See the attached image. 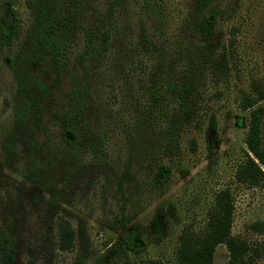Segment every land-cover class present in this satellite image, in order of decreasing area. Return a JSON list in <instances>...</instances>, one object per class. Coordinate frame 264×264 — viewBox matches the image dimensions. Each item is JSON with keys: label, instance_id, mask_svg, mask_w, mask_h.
I'll return each mask as SVG.
<instances>
[{"label": "rangeland", "instance_id": "374dc122", "mask_svg": "<svg viewBox=\"0 0 264 264\" xmlns=\"http://www.w3.org/2000/svg\"><path fill=\"white\" fill-rule=\"evenodd\" d=\"M11 1L15 2L22 25L20 42L29 26V9L26 0H0V20L6 25L13 21ZM164 2L169 35L164 45L168 66L164 68L172 80L193 77L189 98L183 105L170 101L162 111L154 107L151 113L156 115L139 112L138 124L133 121L125 130L113 132L108 151L114 167L104 171L91 167L77 169L67 177L68 186L66 179L60 177L57 187L60 199L55 205H46V199L52 197L26 177V167L19 164L8 167L3 163L0 231L11 216L9 227L14 242L7 256L0 247V264H75L83 241L89 249L88 264H91L94 256L104 253L109 243L130 230L143 234L147 244L141 253L132 255V261L158 259L170 263L180 233L204 226L215 194L224 188L231 190L235 205L233 234L264 246V228L253 227L255 223H264V183L249 186L235 179L248 151L245 137L250 110L243 109L240 100L244 92L259 97V91H264V0H215L218 8L227 9L216 26L215 39L233 52V57L228 56V75L219 78L212 76L202 61L195 64L192 60L201 41L190 21L195 16L197 0ZM139 5L136 0H127L119 13L126 24L122 29L123 44L136 39ZM127 46L131 47L130 43ZM7 53L9 49L0 50V142L13 125L16 102V83L5 61ZM161 55L160 51L145 53L142 47L136 50L135 63L142 66L138 64L131 74L120 76L116 89L105 93L94 113L113 116L123 106V115L129 119L137 106L149 104L148 91L154 77H159ZM200 71L204 75L196 76ZM261 103L264 104V99ZM212 118L220 142L210 128ZM157 119L158 126L154 124ZM148 159H152V164ZM159 164L171 170V178L164 185L155 178ZM64 169L69 171L68 167ZM118 174L124 176L125 200L118 190ZM35 191L44 197L43 202L32 201ZM121 211L130 221L118 228ZM61 215L69 218L80 234L76 247L70 251L58 248L56 220ZM157 215L162 221L160 231L153 225ZM81 224H84L82 232ZM229 261L227 246L220 244L214 264H230ZM116 264L124 263L120 260ZM256 264H264V256Z\"/></svg>", "mask_w": 264, "mask_h": 264}, {"label": "trees", "instance_id": "16d2710c", "mask_svg": "<svg viewBox=\"0 0 264 264\" xmlns=\"http://www.w3.org/2000/svg\"><path fill=\"white\" fill-rule=\"evenodd\" d=\"M126 1L26 0L29 26L20 42L22 25L14 1L9 2L12 23L6 25L0 20V50L10 51L5 61L16 83L14 121L0 142V167L3 163L8 167H17L18 164L26 167V177L52 197L46 199L47 206L57 204L60 199L57 191L60 177L66 179L68 186L67 177L77 169L91 167L104 171L114 167L108 151L113 132L125 130L133 125V121L138 124L139 112L151 113L154 107H157L156 111H162L170 101L174 105L176 102L183 105L191 93L193 77L172 80L164 68L168 66L164 45L169 39L165 0H136L140 4L137 12L139 31L136 39L132 40L134 45L132 41L122 43V29L126 24L119 13L125 8ZM196 9L190 21L193 32L201 41L199 52L192 60L195 64L197 60L206 64L212 76L226 77L228 56L233 57V52L215 39V32L227 9L218 8L215 0H197ZM129 43L131 47L127 46ZM141 47L145 53L162 52L157 71L159 77H154L148 91L151 94L149 104L143 102L142 107L137 106L129 119L123 115V106L113 116L96 115L94 110L102 104L107 91L116 89L119 77L131 74L139 67L138 64L142 66L141 63L136 64L134 58L136 50H141ZM200 74L204 75L200 71L196 76L200 77ZM263 99L264 91L261 90L259 97L244 92L240 100L241 107L250 110L245 137L248 151L235 179L249 186L264 183ZM188 110L186 108L191 117ZM154 124L158 126L159 119ZM210 128L220 142L214 118ZM148 160L152 164V159ZM158 167L155 178L164 185L171 178V170L164 164ZM123 180L124 176L118 174V190L125 200ZM31 199L39 204L44 197L35 191ZM234 208L231 190H219L207 210L204 226L184 229L180 233L174 259L170 263L158 259L132 261V255L141 253L147 244L143 234L130 230L109 243L104 253L94 256L91 264H116L120 260L124 264H214V254L220 244L227 246L230 264H256L258 258L264 256V246L233 234ZM120 214L118 228L130 221L123 211ZM161 222L159 215L154 217L153 225L157 231L161 230ZM11 223L9 216L0 231V247L5 256L11 254L14 242L9 227ZM253 227L262 229L264 223H255ZM80 228L82 232L84 224ZM79 237L69 218L64 215L57 218L56 240L60 250H73ZM83 242L75 264H88L91 258Z\"/></svg>", "mask_w": 264, "mask_h": 264}]
</instances>
